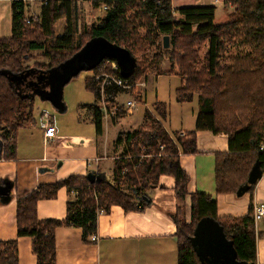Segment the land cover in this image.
<instances>
[{"label":"trees","instance_id":"obj_1","mask_svg":"<svg viewBox=\"0 0 264 264\" xmlns=\"http://www.w3.org/2000/svg\"><path fill=\"white\" fill-rule=\"evenodd\" d=\"M99 1L108 4L111 10L98 25L84 30L77 40L71 23L73 0H48L40 14L31 18L26 15V3L11 1L12 35L0 38V70L20 74L27 69L25 62L34 53L47 59L46 64L38 62L37 67L57 68L95 40L125 48L137 60V53L143 55L160 37L164 47V37H169L170 47L155 54L154 60L158 64L167 56L171 65L178 67L176 74L184 80L177 90L179 102L198 98L197 129L228 136L229 152L215 154L216 193L236 195L257 161L264 171V0H224L225 9L232 12L230 21L222 25L215 23L217 7L212 5L174 9L171 0ZM62 19H67V24L63 33L57 35L55 26ZM141 27L147 30L145 35L141 34ZM204 49L207 50L202 57ZM107 61L96 65L92 69L94 76L86 81L87 91L95 97V104L88 111L98 135L103 134L104 117L98 105L101 89L94 78L102 72H110L112 61ZM143 63H138L134 75L128 79L131 84L147 79L146 71L152 64L146 59ZM20 90L10 84L8 78L0 76V138L4 142L0 160L15 159L17 134L34 116L35 101L21 99ZM109 94L117 98L126 93L116 88ZM140 97L141 94L139 103ZM123 109L119 118L125 113ZM154 109L158 116L167 119L165 103H155ZM145 118L153 127L147 132L127 135L128 143L134 145L128 156L115 160L113 183L106 179L92 184L87 176H71L55 184L42 185L18 201L17 239L0 241V264H19L18 239L23 237L33 240L31 247L37 264H56L55 231L62 227L80 228L85 243L96 242L91 238L98 234L99 216L109 213L114 206L126 212L144 209L149 205L144 200L145 192L158 186L161 176H172L176 180L179 202L174 219L179 264H207L208 261H201L190 242L197 238L199 227L206 220L223 229L226 239L233 243L238 261L259 264V235L253 207L245 216L221 217L216 198L199 192L191 195V221L187 222L185 204L190 179L181 167L179 154L180 149L189 155L197 152L195 133L188 138L173 139L154 113L147 111ZM124 135L119 137L118 143H124ZM159 145L165 146L162 153ZM144 148L149 149L145 152L147 155L154 152L161 157L142 160ZM123 185L131 192L123 190ZM62 188L72 197L66 219L40 220L39 202L56 199ZM222 260L221 256L215 257L213 264H226Z\"/></svg>","mask_w":264,"mask_h":264},{"label":"crops","instance_id":"obj_2","mask_svg":"<svg viewBox=\"0 0 264 264\" xmlns=\"http://www.w3.org/2000/svg\"><path fill=\"white\" fill-rule=\"evenodd\" d=\"M10 5V0H0V24L7 20ZM9 23L12 35V14ZM10 37L0 36L5 39ZM144 81L149 88V78ZM183 84L184 80L181 78V87ZM177 103L182 105L178 122L180 127H177L175 135L167 132L173 139L188 137L194 132L197 145L196 153L184 154L180 149L179 154L181 167L190 179L189 197L185 204L187 222L191 221V195L199 192L216 198L221 217L245 216L256 204L264 205V173L254 189L242 197L217 195L215 154L229 152V138L225 134L215 135L211 131L197 129L200 110L197 97L192 102ZM188 105L193 107L192 110H186ZM88 118L91 119L90 114ZM121 118L117 121L124 120ZM39 121L34 114L29 124L19 130L15 159L0 160V185L4 180H10L14 185L11 201L8 204L0 202V241L17 239L15 219L20 199L42 185L55 184L71 176H87L90 172L105 174L107 180L110 177L113 181L115 160L126 153V145L118 143L119 137L128 133L122 128L125 126L124 122H110L113 126H105L104 123L103 134L98 135L94 123L80 117L74 124L81 128L79 132L69 133L67 129L56 126V137L46 143V122L42 115L41 123ZM88 121L91 124H87ZM117 126L121 127L120 131L111 130ZM176 186L174 177L161 176L158 186L145 192L144 200L149 205L144 209L126 212L122 207L114 206L109 213L100 215L97 242L85 243L80 228H59L55 231L56 264H179L177 226L174 219L179 202ZM71 199L66 188H62L56 199L40 201L39 219L65 220ZM255 224L259 235L258 262L264 264V220ZM31 246V238L18 239L19 264H37V257Z\"/></svg>","mask_w":264,"mask_h":264},{"label":"rangeland","instance_id":"obj_3","mask_svg":"<svg viewBox=\"0 0 264 264\" xmlns=\"http://www.w3.org/2000/svg\"><path fill=\"white\" fill-rule=\"evenodd\" d=\"M222 1V2H221ZM224 0H220V3H215V0H171L172 7L174 9L180 7H195V6H208L212 5L217 7L215 23L218 25L225 24V22L230 21V13L232 9H225L223 4ZM26 15L28 18L36 17L40 14L42 9L41 1L27 2ZM104 2L99 0H73L72 7V16L71 23L75 29L76 40L80 39V36L83 34L84 30L90 29L93 25H98L102 19L106 16V13L103 9ZM11 12H9L7 20L1 22L0 24V36L9 37L11 36V24L10 21ZM67 19H62L57 22L55 26V31L57 35H61L66 27ZM140 32L142 35H145L147 30L141 27ZM147 50L142 55V53H137V62L144 64V60H148V63L152 64V68L146 71V75L150 80V86L148 88L147 82L144 83V78H141L137 82V89L126 93L119 97V103L124 104L128 101L136 102V109L131 113L125 111L123 115V121L119 122L117 120H110L113 124H122L125 123V126L122 127L128 133H125L123 137L124 145H126V153L122 156H128L133 148L134 143H128L127 135L130 133L137 132H147L150 131V128L153 127V123L145 118L147 111H150L156 115L158 120L162 123L166 131H169L171 134L175 135V132L178 131L177 127H180L178 122L180 121V115L182 110V105L177 103V90L181 87V77L176 73L178 71L177 66H172L169 58L166 56L157 64L155 59V54H158L160 51L164 50L163 39L159 38L155 46H150L146 48ZM207 49H204L201 53L202 57L205 55ZM87 49L80 51V54L74 58L67 61L63 66V72L60 74H51L49 81H46L44 85V90L52 94V98L59 100L61 98V89L63 88L62 93V102L66 107V112L61 113L57 106L53 103L42 101L40 98H36L35 111L34 114L36 119L38 118L39 123H41V115L44 113L49 114L51 117L52 124L58 128H65L69 133H76L80 131V127L74 126L78 122L80 117L82 119H88V109L95 104V97L92 93L86 89V81L94 76L92 71V63L85 60ZM83 58V60H80ZM38 62L47 63V59H44L40 53H34L31 59L25 62L27 69L35 70H46L40 67H37ZM138 67V66H137ZM145 68V66H143ZM26 69V70H27ZM143 83V84H142ZM147 91V92H146ZM147 93V95L145 94ZM139 94H141L140 102L138 100ZM138 96V97H137ZM147 96V98H146ZM144 100V103H143ZM165 103L167 105L168 118L165 120L161 116H158L154 109L155 103ZM192 104V103H191ZM197 104V101H196ZM192 106L188 105L186 107L187 111L192 110ZM39 109V110H38ZM86 116L87 118H84ZM115 121V122H114ZM117 121V122H116ZM104 119L105 126L110 123ZM27 124H29L27 122ZM87 124H91V121H88ZM113 126L112 124H109ZM32 126V125H31ZM95 130V127L91 125ZM113 128V127H112ZM121 127L113 128V131H120ZM183 137V136H181ZM185 137V136H184ZM189 137V136H188ZM186 137V138H188ZM176 139V138H175ZM160 153L164 151L163 145H159ZM142 148V146H139ZM149 149H142L141 159L150 160L154 157L160 158L161 154H156L152 152V155H147ZM145 153V155L143 154ZM164 156V155H163ZM127 172V169H125ZM114 180V179H113ZM109 182H112V179L108 178ZM122 189L125 191L131 192L127 186L123 185ZM216 224L211 220L204 221L199 227V233L201 236V242L199 245V250L203 254H207L208 251H212L216 245H214V240L216 239L215 234ZM212 249V250H211Z\"/></svg>","mask_w":264,"mask_h":264},{"label":"water","instance_id":"obj_4","mask_svg":"<svg viewBox=\"0 0 264 264\" xmlns=\"http://www.w3.org/2000/svg\"><path fill=\"white\" fill-rule=\"evenodd\" d=\"M169 37H164V48H169ZM84 49H87L85 60L92 63L93 68L103 62L104 60H114L119 65L122 76L125 79H129L134 75L136 68L138 66V62L133 54L122 47H119L109 41L105 40H95L89 43ZM83 49V50H84ZM80 54V53H79ZM77 56V55H76ZM80 60H83L81 58ZM92 68V69H93ZM63 72V66H59L57 68L48 69V70H35L27 69L20 74H15L8 70H0V76H4L9 79L10 84L13 82H19L23 84L24 89L20 91V97L23 100L35 101L36 98H40L42 101L51 102L61 113L66 112V107L62 102V93L63 88L61 89V98L59 100H55L52 98V94L44 90V85L46 81H49L51 74H60ZM30 76H34L35 80L30 81L28 78ZM24 91H32V93H25ZM24 93V94H22ZM4 150V142L0 138V156L3 154ZM252 171L247 179V182L239 189L237 192V197H242L245 194L249 193L254 189V187L260 182L264 171L261 168V164L259 161L256 162ZM87 179L92 184H99L106 180L105 174H99L96 172H90L87 175ZM13 183L10 180H4L0 185V202L2 204H8L11 201V193L13 189ZM216 239L214 240V249L212 251H208L207 254H203L199 250V245L201 242V236L199 231L197 232V238L191 239L190 242L194 244V250L196 254L199 256L203 263L213 264L215 261V257H222V261L226 264H248L242 263L237 260V254L233 248V243L226 239V235L224 234L223 229L219 228L216 224L215 229ZM218 264V263H217Z\"/></svg>","mask_w":264,"mask_h":264},{"label":"built area","instance_id":"obj_5","mask_svg":"<svg viewBox=\"0 0 264 264\" xmlns=\"http://www.w3.org/2000/svg\"><path fill=\"white\" fill-rule=\"evenodd\" d=\"M13 1V0H10ZM16 1H22L24 3L27 2H33V1H41L42 5H47L48 0H16ZM222 2V1H221ZM215 3H220V0H215ZM104 12L107 13L109 10H111V7L104 3L103 4ZM110 63V72H103L101 74H98L95 76V80L99 83V87L101 89V99L99 101V107L101 112L103 113L104 119L110 122V120H117L119 119L118 114L121 110V108H124L123 110H127V112L131 113L133 110L136 109V102L134 101H128L124 104L119 103V97H112L111 94H109L110 91L113 89H121L125 91V93H130L132 90L137 89L138 85L140 84H131V82L128 79H125L120 71L119 65L114 60ZM119 71V74L117 73ZM145 83V81H144ZM143 84V83H142ZM108 91V92H107ZM50 115L44 114L43 119L46 122L45 125V142L48 143L49 141L53 140L56 137L57 134V128L54 124L50 122ZM263 150V148H261ZM254 212V221L255 223L260 222L261 220H264V205L263 204H256L253 207ZM93 241L98 240L97 235L93 236L91 238Z\"/></svg>","mask_w":264,"mask_h":264},{"label":"flooded vegetation","instance_id":"obj_6","mask_svg":"<svg viewBox=\"0 0 264 264\" xmlns=\"http://www.w3.org/2000/svg\"><path fill=\"white\" fill-rule=\"evenodd\" d=\"M28 79H29L30 81H32V80H35V77H34V76H30ZM13 85H14L15 88H19V87H21V88L24 89V86H23L22 82H21V83H19V82H13ZM24 92H25V93H32V91H24Z\"/></svg>","mask_w":264,"mask_h":264},{"label":"bare ground","instance_id":"obj_7","mask_svg":"<svg viewBox=\"0 0 264 264\" xmlns=\"http://www.w3.org/2000/svg\"><path fill=\"white\" fill-rule=\"evenodd\" d=\"M106 61V60H105ZM133 83V82H132Z\"/></svg>","mask_w":264,"mask_h":264}]
</instances>
